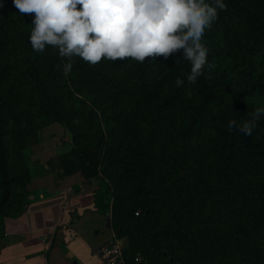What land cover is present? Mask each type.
<instances>
[{
    "label": "trees",
    "instance_id": "trees-1",
    "mask_svg": "<svg viewBox=\"0 0 264 264\" xmlns=\"http://www.w3.org/2000/svg\"><path fill=\"white\" fill-rule=\"evenodd\" d=\"M224 2L189 84L182 51L73 57L65 76L58 50L32 49L34 14L0 0V231L24 210L31 136L60 123L74 148L46 166L109 184L126 264H264V116L251 136L228 128L264 106V0Z\"/></svg>",
    "mask_w": 264,
    "mask_h": 264
},
{
    "label": "clouds",
    "instance_id": "clouds-1",
    "mask_svg": "<svg viewBox=\"0 0 264 264\" xmlns=\"http://www.w3.org/2000/svg\"><path fill=\"white\" fill-rule=\"evenodd\" d=\"M21 14H34L29 43L37 53L51 46L67 59L64 74L79 57L96 65L131 58L167 60L182 51L190 64L187 82L195 84L207 66L204 34L226 10L224 0H12ZM2 7V5H0ZM177 87L185 80L177 78ZM264 116V106L248 119L230 120L228 128L251 136Z\"/></svg>",
    "mask_w": 264,
    "mask_h": 264
},
{
    "label": "crops",
    "instance_id": "crops-1",
    "mask_svg": "<svg viewBox=\"0 0 264 264\" xmlns=\"http://www.w3.org/2000/svg\"><path fill=\"white\" fill-rule=\"evenodd\" d=\"M95 179L46 164L36 170L24 210L1 218L0 264H100L91 250L114 234L111 204L96 196Z\"/></svg>",
    "mask_w": 264,
    "mask_h": 264
},
{
    "label": "rangeland",
    "instance_id": "rangeland-1",
    "mask_svg": "<svg viewBox=\"0 0 264 264\" xmlns=\"http://www.w3.org/2000/svg\"><path fill=\"white\" fill-rule=\"evenodd\" d=\"M73 148L71 133L66 129L65 125L60 123L52 124L31 136L28 150L22 153V156L25 158L30 169L31 181L34 172L40 169L43 164H46L51 159L70 152ZM95 180L99 187L96 196H101L104 198L106 204L108 203L112 205L111 187L109 184L102 181L101 178H96ZM30 185L23 190V206L26 204L25 193ZM120 243L125 247L126 244L124 242L120 241ZM2 247L0 245V261H2L1 259L5 251ZM91 256L93 257L92 252Z\"/></svg>",
    "mask_w": 264,
    "mask_h": 264
},
{
    "label": "built area",
    "instance_id": "built-area-1",
    "mask_svg": "<svg viewBox=\"0 0 264 264\" xmlns=\"http://www.w3.org/2000/svg\"><path fill=\"white\" fill-rule=\"evenodd\" d=\"M91 252L100 264H126L124 247L115 236L107 238L94 247ZM136 262L138 263L140 260L137 259Z\"/></svg>",
    "mask_w": 264,
    "mask_h": 264
}]
</instances>
